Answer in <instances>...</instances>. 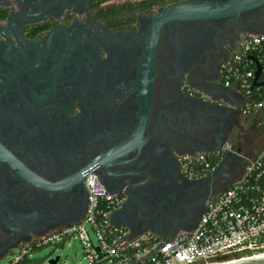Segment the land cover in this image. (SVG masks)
Instances as JSON below:
<instances>
[{
  "label": "flooded vegetation",
  "instance_id": "obj_1",
  "mask_svg": "<svg viewBox=\"0 0 264 264\" xmlns=\"http://www.w3.org/2000/svg\"><path fill=\"white\" fill-rule=\"evenodd\" d=\"M179 1L0 0V262L82 219L88 174L123 199L117 218L134 232L191 230L244 161L226 154L195 180L177 157L234 136L246 154L260 149L264 130L241 113L219 69L242 33H264V7L163 24L140 135L145 35L152 17Z\"/></svg>",
  "mask_w": 264,
  "mask_h": 264
},
{
  "label": "built area",
  "instance_id": "obj_2",
  "mask_svg": "<svg viewBox=\"0 0 264 264\" xmlns=\"http://www.w3.org/2000/svg\"><path fill=\"white\" fill-rule=\"evenodd\" d=\"M256 62L260 65L257 80ZM219 72L224 86L238 96L241 113L264 130V33H242ZM237 147L227 141L215 151L177 157L180 172L195 180L217 171L226 154L244 161L241 173L229 186L206 201L192 230H181L166 238L112 225L111 216L123 199L108 193L93 174H88L83 218L28 239L8 256L5 264H28L35 252L45 247L56 249L72 238L79 240L86 264H226L264 260V139L259 151L252 155Z\"/></svg>",
  "mask_w": 264,
  "mask_h": 264
},
{
  "label": "water",
  "instance_id": "obj_3",
  "mask_svg": "<svg viewBox=\"0 0 264 264\" xmlns=\"http://www.w3.org/2000/svg\"><path fill=\"white\" fill-rule=\"evenodd\" d=\"M264 7V0H185L171 3L161 8L151 19L149 28L145 35L146 43L142 54V63L144 70V78L146 83L147 96L141 104V132L147 125L149 120V113L151 108V96L153 90V70H154V56L155 47L159 36V31L163 24L173 21H196V20H218L226 18H236L244 12ZM254 60V58H252ZM257 70L255 73V80L258 79L260 73V65L256 62ZM230 95L233 96L232 90ZM230 108L235 109V105L229 103ZM155 143H170V140L166 137H159L153 135L151 137ZM143 139L140 138V147L137 148V152L140 151ZM218 150L213 149L212 151ZM238 151H242L241 147H237ZM126 149H124V152ZM224 159L218 165V169L223 166ZM118 210L111 216V224L115 226H125L129 228L133 233H141L144 231H137L128 226L124 221L117 218ZM79 221V220H78ZM77 222V221H76ZM194 228V227H193ZM192 228V229H193ZM191 229V230H192ZM174 235V234H173ZM172 236V235H171ZM167 236L166 238H170ZM165 237V236H164ZM59 261V256L48 261L49 264H56ZM264 264L262 261H247V263L241 264Z\"/></svg>",
  "mask_w": 264,
  "mask_h": 264
},
{
  "label": "rangeland",
  "instance_id": "obj_4",
  "mask_svg": "<svg viewBox=\"0 0 264 264\" xmlns=\"http://www.w3.org/2000/svg\"><path fill=\"white\" fill-rule=\"evenodd\" d=\"M229 141L238 143L236 136ZM243 142V139L241 140ZM149 230V229H148ZM56 256L60 257L57 264H86L81 252L80 242L78 239H71L70 242L58 246L56 249L52 247H45L40 251L35 252L29 259L28 264H48V260L54 259ZM8 257L4 258L0 264H5Z\"/></svg>",
  "mask_w": 264,
  "mask_h": 264
},
{
  "label": "crops",
  "instance_id": "obj_5",
  "mask_svg": "<svg viewBox=\"0 0 264 264\" xmlns=\"http://www.w3.org/2000/svg\"><path fill=\"white\" fill-rule=\"evenodd\" d=\"M249 118V122L253 123L254 124V120L251 118V117H248ZM264 136V135H263ZM238 140V143H237V146L238 147H241L242 145V141L239 139V138H236ZM259 151V150H258ZM256 151V152H258ZM255 154V153H254Z\"/></svg>",
  "mask_w": 264,
  "mask_h": 264
},
{
  "label": "bare ground",
  "instance_id": "obj_6",
  "mask_svg": "<svg viewBox=\"0 0 264 264\" xmlns=\"http://www.w3.org/2000/svg\"><path fill=\"white\" fill-rule=\"evenodd\" d=\"M241 263H247V261L246 260H243V261L242 260L241 261H233V262H229V263H226V264H241Z\"/></svg>",
  "mask_w": 264,
  "mask_h": 264
}]
</instances>
